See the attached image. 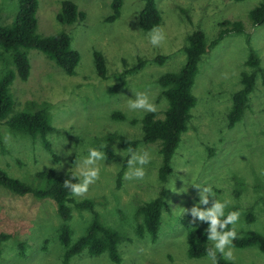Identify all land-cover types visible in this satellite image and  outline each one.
I'll use <instances>...</instances> for the list:
<instances>
[{
    "label": "rangeland",
    "instance_id": "obj_1",
    "mask_svg": "<svg viewBox=\"0 0 264 264\" xmlns=\"http://www.w3.org/2000/svg\"><path fill=\"white\" fill-rule=\"evenodd\" d=\"M37 34L42 37L65 33L80 61L73 76H67L37 50L27 52L29 77H17L10 86L13 107L8 117L19 112L47 108L53 132L47 136L57 161L43 148L40 139L10 132L0 122V169L33 188L44 183L38 172L52 169L55 175L73 172L75 161L87 155L88 147L104 145L105 159L96 162L98 176L76 202L89 199L101 224L122 237L118 245L119 264H211L206 257L192 260L186 255L187 229L183 223L196 205L210 207L215 198L229 201L225 214L238 211L232 227L236 235L249 231L264 235V89L256 80L249 96L248 109L232 129L227 128V113L232 95L240 89V75L247 71L245 62L253 50L264 69V24H251L248 13L262 0L236 3L231 0H155L161 15L158 28L164 39L152 45L149 32L138 26L143 0H122L120 17L105 22L111 14V0H37ZM63 1L74 3L84 12L82 22L61 25L56 16ZM17 12L16 0H0V23L10 24ZM223 21L241 22L242 34H229L208 49L198 62V73L191 89L196 99L187 131L181 135L172 157V173L161 183L159 145L141 143L138 151H147L150 162L144 166L142 180L125 179L117 187V174L128 151L120 139L140 141L139 121L144 114L166 108L157 79L177 72L185 62L183 48L187 37L201 31L209 46L218 36ZM102 54L106 73L101 79L94 67L93 52ZM163 57L162 63L155 59ZM9 55L0 50V76L11 67ZM143 61V67L129 73ZM137 93L146 95L154 111L129 110L128 101ZM122 115L125 119L119 120ZM110 152L111 159H107ZM208 187L214 197L198 204L200 188ZM161 196L165 207L157 240L138 237L142 224L137 210ZM72 208L68 226L72 242L83 235L92 221L88 211ZM251 212L253 222L246 223ZM62 221L48 200L18 197L0 187V264H63L64 249L58 241ZM203 226V221L198 223ZM23 247V249H22ZM233 264H264V255L256 247L234 249ZM22 254L23 256H21ZM68 264H113L106 254L73 257Z\"/></svg>",
    "mask_w": 264,
    "mask_h": 264
},
{
    "label": "trees",
    "instance_id": "obj_2",
    "mask_svg": "<svg viewBox=\"0 0 264 264\" xmlns=\"http://www.w3.org/2000/svg\"><path fill=\"white\" fill-rule=\"evenodd\" d=\"M236 3L247 0H231ZM17 12L10 24L0 23V50L9 55L11 67L0 76V122L4 121L8 130L13 133L40 139L43 148L51 155L56 162L57 157L53 153L47 136L53 132L47 108H38L31 112H19L8 117L13 107V98L10 93V86L17 77L25 82L29 77L30 66L27 60V52L37 50L44 57L53 62L67 76H73L80 61V55L71 48V39L65 33H57L52 36L42 37L37 34L36 12L38 9L37 0H16ZM122 0H111V14L105 22L113 23L120 17ZM252 25L264 24V0L248 13ZM85 14L79 11L77 6L70 1H63L60 4V12L56 20L61 25H72L82 22ZM161 24V15L156 7L155 0H143V7L138 15V26L143 32H149L153 28H158ZM217 38L208 46L203 33L194 31L187 37L186 45L183 48L185 62L175 73H166L157 79V84L161 88V95L166 101V108L162 117H158L156 112H148L137 121L142 128V138L140 141L120 139V145L128 151L122 166L117 174V187L120 186L121 178L127 167L129 149L136 150L141 143L146 145L158 144L160 155V166L158 168V179L165 183L172 173L171 160L175 154L181 135L187 131L188 124L192 118L191 110L195 107L196 99L191 93L194 79L198 73V62L201 56L205 55L208 49L217 45L225 36L229 34H242L244 28L241 22L223 21ZM94 67L97 75L104 79L106 68L105 61L101 53L93 52ZM162 63L163 57L155 59ZM145 62L138 61L137 66L129 71L134 73L140 70ZM247 71L240 75V89L236 91L231 99L232 104L227 113V128L232 129L241 121L245 111L248 109L249 96L253 92L256 80L259 78L264 89V69L260 64V59L253 50H249L245 62ZM117 116L119 120H124L122 115ZM0 147L1 139H0ZM107 159L110 160V152ZM75 174L68 172L64 175H55L52 169L35 174L38 181H42V188H33L26 183L12 178L0 169V187L18 196H30L37 200L50 201L56 213L62 221L58 229V241L64 249L62 263L68 264L76 256L86 254L89 257H96L106 254L109 261L119 264L121 258L118 252V245L122 237L113 230L103 226L99 221L98 214L94 210V204L89 199L76 202L72 199V194L64 187L63 181L70 180ZM76 182V180H72ZM78 211H88L92 214V221L85 229L82 236L72 242V230L68 226L71 220L72 208ZM165 207V202L161 196L144 203L137 210V215L141 217L142 224L136 228V235L143 237L147 235L154 243L157 240L161 222V213ZM246 223L253 222L251 212L246 215ZM200 221L191 217L183 221L187 229V250L188 259L196 260L206 257L205 249L210 246L206 239L207 222L203 221V226L199 227ZM7 237L0 235V243ZM256 247L264 255V235L249 231L242 236L236 235L232 241V248L245 249ZM23 249V247H22ZM23 256L22 254H20ZM216 264H233L217 253Z\"/></svg>",
    "mask_w": 264,
    "mask_h": 264
},
{
    "label": "clouds",
    "instance_id": "obj_3",
    "mask_svg": "<svg viewBox=\"0 0 264 264\" xmlns=\"http://www.w3.org/2000/svg\"><path fill=\"white\" fill-rule=\"evenodd\" d=\"M149 41L152 45H159L164 39L163 31L160 28H153L148 33ZM129 110L154 111V105L143 93H137L134 99L128 101ZM104 145L97 147H88L87 155L79 161H75L78 175H74L70 180H64V187L72 195H81L87 191L88 185L94 182L98 176L97 161L105 159V154L100 149ZM151 160L147 151H138L129 149V158L127 160L128 170L124 173L125 179L142 180L145 176V167ZM76 180V182H72ZM198 204H207L209 197H214L208 187L200 188ZM215 198V197H214ZM229 201L226 199L215 198L210 207L199 208L194 205L190 209V215L195 220L206 221V239L210 246L205 249L206 258L211 264H216L217 253L222 254L226 260L233 259L232 241L236 238V230L233 225L239 218L238 211H229L225 214V208Z\"/></svg>",
    "mask_w": 264,
    "mask_h": 264
}]
</instances>
